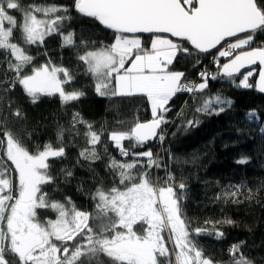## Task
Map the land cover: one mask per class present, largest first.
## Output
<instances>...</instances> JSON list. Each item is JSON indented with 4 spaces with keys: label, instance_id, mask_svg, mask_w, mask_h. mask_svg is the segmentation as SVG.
<instances>
[{
    "label": "snow or ice",
    "instance_id": "obj_1",
    "mask_svg": "<svg viewBox=\"0 0 264 264\" xmlns=\"http://www.w3.org/2000/svg\"><path fill=\"white\" fill-rule=\"evenodd\" d=\"M73 12L111 32V41L72 28ZM258 32L264 33V0H71L68 5L0 0V264H255L243 251L245 241L228 248L227 261L205 253L197 238L222 240L225 233L216 225L236 222L226 217L205 220L211 227H192L184 210L187 184L150 145H163L165 126L176 123L168 114L179 94H188L195 108L191 119L184 118L185 101L175 114L178 131L198 127L200 116L233 107L231 99L211 93L209 81L235 82L240 69L264 66V46H252ZM49 37L74 55L73 67L64 66L62 56L59 62L48 56ZM33 46L43 49V64L35 62ZM209 57L214 72L200 67ZM189 59L199 69V82L175 68ZM81 71L98 97L143 102L151 118L96 129L72 111L67 126L57 122L54 138L38 143L35 126L28 128L29 117L15 98L17 89L32 105L58 96L62 108H71L86 95L76 83ZM253 74L248 71L236 86L264 93V70L255 85L249 82ZM245 119L260 123L256 110L247 111ZM259 131L264 138V124ZM109 143L123 159L112 155ZM69 147L78 148L75 164L84 162L97 181L94 191L84 192L83 182L77 188L93 202L92 211L80 210L71 197L60 201L49 195V186L57 189L54 165L68 159ZM98 161L111 177L107 187L96 175ZM236 162L246 165L249 158ZM59 174L67 184L74 170L61 167ZM260 188L264 181L255 191L244 183L228 185L214 200L259 202ZM48 212L54 217L46 218Z\"/></svg>",
    "mask_w": 264,
    "mask_h": 264
},
{
    "label": "trees",
    "instance_id": "obj_2",
    "mask_svg": "<svg viewBox=\"0 0 264 264\" xmlns=\"http://www.w3.org/2000/svg\"><path fill=\"white\" fill-rule=\"evenodd\" d=\"M22 3L68 5L71 0H22ZM73 16L71 27L78 32L82 31L85 35L92 33L93 39L104 40L106 43L111 41L113 35L111 32L100 30L89 19L79 17L74 12ZM145 41L147 43V36ZM252 46H264V33L256 34ZM46 48L48 56L54 62H59L62 56L64 66H74V55L67 49L61 50L58 38L49 37ZM42 52L43 49H37L34 46L31 49L35 62L39 64L46 61ZM209 59L210 57L202 59L200 67L205 68ZM220 61L223 63L224 59ZM192 64L193 59H189L175 65V68L185 72L186 77L193 80L199 69L192 67ZM209 70L215 71L213 64ZM253 73L249 82L255 85L258 71L254 70ZM242 76L243 74L236 76L235 82L226 79L209 81L211 93L219 92L223 97L231 99L233 107L220 115L200 116L199 126L188 131L177 130L180 119H177L175 114L184 107V102L188 101V107L185 108L187 115L184 118L191 119L195 104L189 96L179 94L174 99L173 111L168 114L170 119L176 120V123L165 126L167 135L163 145L153 142L150 147L154 155L159 154L160 158L175 172L177 180L182 178L187 184L189 196L184 203V210L192 221V227L206 226L205 220L220 221L226 217L236 222L231 226L216 225L225 233V238L222 240H216L211 236L198 237L199 244L204 248L205 253L216 260L227 261L228 248L239 241H245L244 253L254 260L255 264H264V188L259 190V202L253 200L235 205L214 200V197L228 185L244 183L255 191L264 181V138L259 131L260 125L264 124V95L260 94L255 87L249 89L237 87L236 84ZM76 83L86 95L75 102L71 108H62L58 96L42 97L38 104L32 105L23 92L17 89L15 98L23 105L29 117L28 128L32 129L35 126L33 139L38 143L43 144L50 138H54L57 122L67 126L72 111L80 112L83 118L92 122L96 129L101 126L109 129L127 127V124L118 126L117 120L131 122L134 117H139L140 120L151 118L150 110L143 102L127 100L120 102L116 99L110 101L107 98L98 97L93 90L90 77L83 71L77 75ZM249 110L257 111L260 123L246 121L245 113ZM78 143L82 144L83 141ZM124 143L127 146L128 142ZM140 150L142 149H137V151ZM109 151L118 160L123 159L111 143H109ZM169 152L175 158L174 160L169 159ZM67 154V160L54 165L57 189L53 190L49 186V195L60 201H64L66 196L71 197L77 208L92 211L93 202L87 195L77 191V188L83 182L84 192L94 191L97 181L92 179V173L88 171L84 162H82L83 166L75 164L78 148L69 147ZM242 156L249 158L248 164L241 165L236 162ZM61 167L73 168L74 176L70 183L61 182L62 178L59 174ZM94 167L96 175L103 180L105 186L110 185L111 177L106 172L104 163L98 161ZM45 217H54V214L48 212Z\"/></svg>",
    "mask_w": 264,
    "mask_h": 264
},
{
    "label": "water",
    "instance_id": "obj_3",
    "mask_svg": "<svg viewBox=\"0 0 264 264\" xmlns=\"http://www.w3.org/2000/svg\"><path fill=\"white\" fill-rule=\"evenodd\" d=\"M243 35V34H242ZM145 36H147V34H145ZM215 52V49L213 50ZM253 70H257L258 73H257V78H256V84L258 83V74L261 70H264V66L262 65H259L258 63L255 64V65H250L249 67H246V68H242L240 69L239 73L236 75H241V74H244V73H247L248 71H253ZM257 89V88H256ZM258 91V89H257ZM259 92V91H258ZM260 93V92H259ZM262 95H264V93H260Z\"/></svg>",
    "mask_w": 264,
    "mask_h": 264
},
{
    "label": "built area",
    "instance_id": "obj_4",
    "mask_svg": "<svg viewBox=\"0 0 264 264\" xmlns=\"http://www.w3.org/2000/svg\"><path fill=\"white\" fill-rule=\"evenodd\" d=\"M217 59L220 60V59H223V58H219V57L217 56ZM229 59H230V58H229ZM211 65H212V59H211V57H210V59H209V63H208V65H207L205 68L210 69V66H211ZM193 80L199 82L197 75H196V77H195ZM185 95L189 96L188 94H185Z\"/></svg>",
    "mask_w": 264,
    "mask_h": 264
},
{
    "label": "rangeland",
    "instance_id": "obj_5",
    "mask_svg": "<svg viewBox=\"0 0 264 264\" xmlns=\"http://www.w3.org/2000/svg\"><path fill=\"white\" fill-rule=\"evenodd\" d=\"M145 42H146V41H145ZM253 71H254V70H253ZM253 71H252V72H253ZM246 74H247V73H244V74H243V76H244V75H246ZM243 76H242V78H241L240 80H242V79H243ZM250 78H251V77H250ZM249 80H250V79H249Z\"/></svg>",
    "mask_w": 264,
    "mask_h": 264
}]
</instances>
